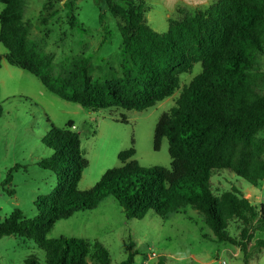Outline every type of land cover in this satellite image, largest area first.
Wrapping results in <instances>:
<instances>
[{
  "label": "trees",
  "instance_id": "trees-1",
  "mask_svg": "<svg viewBox=\"0 0 264 264\" xmlns=\"http://www.w3.org/2000/svg\"><path fill=\"white\" fill-rule=\"evenodd\" d=\"M58 1L44 4V23L57 13ZM104 3L119 19L121 76L95 79L84 58L66 74L52 73L53 57L40 53L38 44L29 40L23 0H0L4 5L0 43L6 49L0 54V69L6 60L38 78L51 93L92 111L112 107L144 111L173 96L180 89V77L199 63L201 72L181 88L174 106L154 128L153 149L159 151L167 139L170 168L141 166L131 147L119 153V167L107 170L91 189L80 191L89 165L80 134L72 129V121L60 129L48 120L51 126L43 143L53 153L39 166L55 173L57 188L40 200L32 219L19 209L0 216V238L34 240L45 252V264H111L108 249L98 240L47 238L56 222L94 210L111 197L128 220L150 214L166 219L188 208L198 211L215 241L239 247L244 264H250L253 250L264 251V239L253 241L257 232H264V204L254 205L235 189L218 197L211 179L228 170L254 187L264 181V139L258 137L264 129V0H215L195 12L178 9L164 33L148 25L145 0ZM99 21L104 22L102 12ZM234 219L240 224L237 236L228 231ZM127 250V258L119 264L134 263L138 251L133 245ZM24 264L40 261L30 256ZM158 264L166 263L161 258Z\"/></svg>",
  "mask_w": 264,
  "mask_h": 264
},
{
  "label": "rangeland",
  "instance_id": "rangeland-1",
  "mask_svg": "<svg viewBox=\"0 0 264 264\" xmlns=\"http://www.w3.org/2000/svg\"><path fill=\"white\" fill-rule=\"evenodd\" d=\"M46 2L23 0V20L30 26L29 40L38 44L40 53L53 57L52 73L66 74L84 58L95 79L108 80L122 75L124 57L120 50L119 19L108 12L104 0L55 2L57 13L44 23ZM3 8L0 5V13ZM5 52L0 43V54ZM261 65L264 70V57ZM200 72L201 65L197 63L191 72L180 77V89L173 96L147 110L112 107L92 111L58 97L32 74L4 61L0 69L1 218L16 209L26 218L36 217L37 204L57 188L55 173L39 166L53 153L43 143L51 126L48 120L60 129L72 121V129L80 134L81 150L89 162L78 185L80 191L91 189L107 170L119 167V153L131 147L136 151L134 159L141 166L170 168L167 139L159 151L153 149L154 128L160 116L174 106L181 88ZM258 137L264 139V129ZM211 188L218 197L235 189L248 196L254 205L264 204V181L254 187L228 170L212 177ZM239 230L237 220H231L229 233L237 236ZM62 236L98 240L108 249L111 264L125 260L130 245L138 251L133 264H144L145 257L149 259L151 253L160 255L166 264H209L212 260L210 264H244L240 248L216 242L202 215L191 208L166 219L150 214L142 220H128L124 210L109 197L94 210L78 212L56 222L47 234L49 239ZM255 239H264V232H257ZM251 254L250 264H264V251L253 250ZM30 256L45 264V252L34 240L15 236L0 238V264H24ZM155 258L157 262L161 259ZM149 264H155V260Z\"/></svg>",
  "mask_w": 264,
  "mask_h": 264
},
{
  "label": "crops",
  "instance_id": "crops-1",
  "mask_svg": "<svg viewBox=\"0 0 264 264\" xmlns=\"http://www.w3.org/2000/svg\"><path fill=\"white\" fill-rule=\"evenodd\" d=\"M145 1L149 6L148 11L146 12V20L148 25L156 32L164 33L168 30L169 19L175 18L177 16L178 9H185L190 12H195L208 7L215 0H145ZM152 24L155 25L156 27H152L151 26ZM5 53L1 55H4ZM4 61L6 60H3L2 63ZM246 197L248 198V196ZM158 256L159 258H161L160 255ZM152 260H155V264H158L156 258L147 259V256L145 257L143 263L149 264V262H151ZM213 262L214 261L212 260L211 262H209V264Z\"/></svg>",
  "mask_w": 264,
  "mask_h": 264
},
{
  "label": "built area",
  "instance_id": "built-area-1",
  "mask_svg": "<svg viewBox=\"0 0 264 264\" xmlns=\"http://www.w3.org/2000/svg\"><path fill=\"white\" fill-rule=\"evenodd\" d=\"M158 255H156L155 253H151V255H149V258H155V257H157ZM144 264H146V263H144Z\"/></svg>",
  "mask_w": 264,
  "mask_h": 264
}]
</instances>
